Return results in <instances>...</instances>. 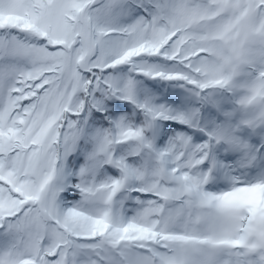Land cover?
I'll return each instance as SVG.
<instances>
[{
  "label": "snow or ice",
  "instance_id": "snow-or-ice-1",
  "mask_svg": "<svg viewBox=\"0 0 264 264\" xmlns=\"http://www.w3.org/2000/svg\"><path fill=\"white\" fill-rule=\"evenodd\" d=\"M0 264H264V0H0Z\"/></svg>",
  "mask_w": 264,
  "mask_h": 264
}]
</instances>
